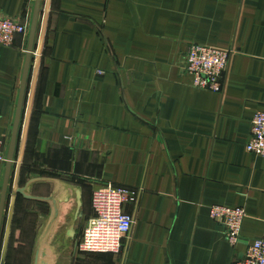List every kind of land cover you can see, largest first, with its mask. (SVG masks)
Here are the masks:
<instances>
[{
    "label": "crops",
    "instance_id": "0c3cea01",
    "mask_svg": "<svg viewBox=\"0 0 264 264\" xmlns=\"http://www.w3.org/2000/svg\"><path fill=\"white\" fill-rule=\"evenodd\" d=\"M34 8L30 0H0L2 14L28 27L0 50V141L8 150ZM190 45L232 52L223 93L193 87L181 67ZM32 79L33 70L30 87ZM260 111L264 0H50L18 180L24 195L13 176L0 258L11 197L17 204L6 264H37L39 255L41 264H58L50 238L62 207L77 206V190L83 203L87 190L88 221L93 191L112 184L140 193L127 206L134 225L123 251L80 255L81 234L71 239L67 230L69 264H235L246 242L264 240V159L246 150ZM28 158L44 178L23 187ZM16 165L17 157L14 173ZM5 174L0 165V202ZM41 182L51 185L48 195L34 193ZM21 201L49 207L39 240L17 234ZM213 206L245 210L238 247L211 217Z\"/></svg>",
    "mask_w": 264,
    "mask_h": 264
},
{
    "label": "built area",
    "instance_id": "2783aa9c",
    "mask_svg": "<svg viewBox=\"0 0 264 264\" xmlns=\"http://www.w3.org/2000/svg\"><path fill=\"white\" fill-rule=\"evenodd\" d=\"M34 2V0H30ZM28 34L22 20L6 17L0 12V50L12 48L19 37ZM232 52L208 46L190 45L186 48L183 71L192 78L194 88L223 93ZM249 154L264 159V111L252 120L251 138L246 146ZM7 144L0 141V165L7 163ZM139 191L107 184L92 193V216L81 232L77 243L80 255H119L125 239L134 225V217L127 206L136 204ZM211 217L224 229L225 239L231 247L242 243V228L246 218L243 208L213 206ZM235 264H264V240L246 242L243 257Z\"/></svg>",
    "mask_w": 264,
    "mask_h": 264
},
{
    "label": "water",
    "instance_id": "95a60500",
    "mask_svg": "<svg viewBox=\"0 0 264 264\" xmlns=\"http://www.w3.org/2000/svg\"><path fill=\"white\" fill-rule=\"evenodd\" d=\"M43 1L44 0H34L35 2V8H34V16H33V22L31 26L30 31V39H29V46L27 50V57H26V65L24 70V76L16 111V117H15V123L13 128V133L11 137V142L7 154V163H6V174H5V181H4V187H3V193L2 198L0 202V243H1V236H2V229L5 222V215H6V208H7V202L9 198V189H10V183L11 179L14 176V190L17 194L24 195V192L18 187V180L21 173V166L24 159V151L25 146L28 139V131H29V124H30V116H31V110L33 106V101L35 97V89H36V81L39 71V61L42 55L43 50V44L45 39V33H46V24H47V17H48V9H49V2L50 0H46V7L43 11ZM43 16L42 26L39 31L40 26V18L41 15ZM38 32H40V36L38 39ZM36 55V57H34ZM34 64V65H33ZM33 70V79L30 87V75ZM27 106V113H26V119H25V126L22 131V122L24 119V112ZM17 157V165L15 168L14 173V164L16 162ZM77 196V211L74 216V221L76 222L78 218H82L81 209L83 206L82 203V191L77 190L76 193ZM62 203L68 202V199H63L61 201ZM17 204V198L11 197L10 198V204H9V211H8V217H7V224H6V231L4 236V244L2 249V255L0 258V264H6L7 256H8V249L10 244V238H11V231L15 216V209ZM56 214V210L54 212V215ZM54 216L52 218L53 222ZM51 225L48 226V229L46 230L45 237L48 235V232L50 230ZM76 235V232L74 230V227H71L68 231V237L74 238ZM45 241V240H43ZM37 264H41V257L39 255Z\"/></svg>",
    "mask_w": 264,
    "mask_h": 264
},
{
    "label": "rangeland",
    "instance_id": "374dc122",
    "mask_svg": "<svg viewBox=\"0 0 264 264\" xmlns=\"http://www.w3.org/2000/svg\"><path fill=\"white\" fill-rule=\"evenodd\" d=\"M41 24V23H40ZM32 158V157H31ZM31 158H28L26 164L24 165L23 175L21 179L22 186L24 187L31 181L40 180V178H44L43 167L39 168L37 171L33 169V165L31 163ZM39 171V172H38ZM35 183L34 193L36 195H48L50 190L52 189L51 185L46 186L42 184ZM83 220L74 221V216L77 210L76 201H73L68 206L62 207V213L60 214V219L53 230L50 238V242L55 244L58 248L56 250V254L59 253L60 259L58 264H69V256H71L73 252V241L67 238V230L71 227H74L75 232L81 234L85 224L87 223V219L89 217V207H90V194L88 191H85L83 198ZM49 219V207L45 205H38L34 203H26L25 201H21V207L18 214V230L17 234L23 237H33L35 236L37 240H39L42 231L44 230L46 223ZM63 242V243H62ZM23 248V246H22ZM21 248V249H22ZM54 251V250H53Z\"/></svg>",
    "mask_w": 264,
    "mask_h": 264
},
{
    "label": "bare ground",
    "instance_id": "6f19581e",
    "mask_svg": "<svg viewBox=\"0 0 264 264\" xmlns=\"http://www.w3.org/2000/svg\"><path fill=\"white\" fill-rule=\"evenodd\" d=\"M24 126H25V124H24ZM24 129V128H23Z\"/></svg>",
    "mask_w": 264,
    "mask_h": 264
}]
</instances>
